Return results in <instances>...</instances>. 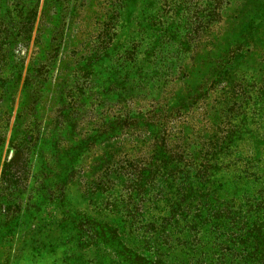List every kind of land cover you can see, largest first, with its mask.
Segmentation results:
<instances>
[{"label":"rangeland","instance_id":"1","mask_svg":"<svg viewBox=\"0 0 264 264\" xmlns=\"http://www.w3.org/2000/svg\"><path fill=\"white\" fill-rule=\"evenodd\" d=\"M0 264H264V0H0Z\"/></svg>","mask_w":264,"mask_h":264}]
</instances>
